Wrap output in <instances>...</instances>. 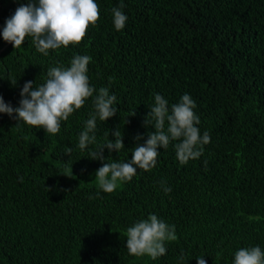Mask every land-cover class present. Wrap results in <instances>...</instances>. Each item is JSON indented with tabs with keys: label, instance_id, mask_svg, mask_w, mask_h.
Listing matches in <instances>:
<instances>
[{
	"label": "trees",
	"instance_id": "1",
	"mask_svg": "<svg viewBox=\"0 0 264 264\" xmlns=\"http://www.w3.org/2000/svg\"><path fill=\"white\" fill-rule=\"evenodd\" d=\"M27 2L0 0V33ZM121 2L128 20L116 31L112 8ZM96 3L100 19L83 41L47 56L31 37L14 49L0 35L5 103L18 107L25 82L33 81L34 90L49 68L70 67L72 58L86 55L90 85L108 88L118 109L105 122L97 118L96 143L83 151L79 134L94 111L93 98L55 135L0 113V264H197V257L233 264L240 248L264 251V0ZM156 94L170 110L189 94L200 134L209 132L211 142L181 165L172 141L158 149L150 171L137 169L130 182L103 192L97 170L130 160L154 131L144 120ZM117 128L124 149L105 148V161L90 158L106 138L115 140ZM149 214L174 225L177 237L155 260L126 248L127 227Z\"/></svg>",
	"mask_w": 264,
	"mask_h": 264
},
{
	"label": "clouds",
	"instance_id": "2",
	"mask_svg": "<svg viewBox=\"0 0 264 264\" xmlns=\"http://www.w3.org/2000/svg\"><path fill=\"white\" fill-rule=\"evenodd\" d=\"M124 7L121 2L118 7L112 8L116 31L124 29L128 20L122 11ZM99 19L100 9L96 0H28L26 5L21 4L6 20L0 35L14 49L21 47L26 37H31L36 50L47 56L49 50L80 44L89 27L96 26ZM90 60L89 56L76 55L70 61V67L49 68L46 82L34 90L33 81L25 82L18 107L13 108L0 96V113H7L9 116L15 113L14 119L17 121L43 128L46 133L55 135L60 132L63 121H67L74 111L81 109L87 99L93 98L94 111L90 113V118L85 121V127L79 134L78 147L85 150L96 143L97 118L105 122L118 111L114 106L117 100L115 94H110L106 87L97 90L90 85L87 75ZM11 82L16 84V81ZM168 103L160 94L155 95V103L144 120L145 126H151L154 131L148 133L143 145L134 148L132 157L127 162L103 163L95 174L99 189L112 193L120 182H130L137 174V169L150 171L156 166L158 149H167L172 141H176L174 148L181 165H186L189 160H196L203 154L204 145L211 142V137L207 131L202 136L200 134L197 127L200 119L193 111L196 107L194 100L189 94H184L179 103L171 105V110ZM113 135L114 141L106 138L88 156L105 161V148L109 153H119L124 149L118 128ZM135 139L139 141L141 136L137 135ZM66 152L71 154V148ZM19 179L23 181V177ZM161 184L165 194L171 192L170 187L164 186L165 182L162 181ZM126 237L129 255H147L153 260L166 254V242L177 238L175 226H169L155 214H149L147 218L127 227ZM196 259L197 264H207L203 257ZM233 264H264V251L259 246L240 248L234 254Z\"/></svg>",
	"mask_w": 264,
	"mask_h": 264
},
{
	"label": "water",
	"instance_id": "3",
	"mask_svg": "<svg viewBox=\"0 0 264 264\" xmlns=\"http://www.w3.org/2000/svg\"><path fill=\"white\" fill-rule=\"evenodd\" d=\"M10 44V43H9Z\"/></svg>",
	"mask_w": 264,
	"mask_h": 264
}]
</instances>
